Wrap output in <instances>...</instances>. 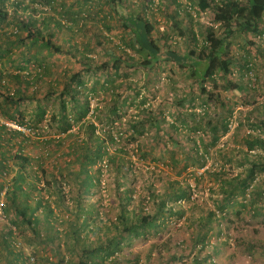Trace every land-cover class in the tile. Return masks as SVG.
Returning <instances> with one entry per match:
<instances>
[{
	"label": "trees",
	"instance_id": "16d2710c",
	"mask_svg": "<svg viewBox=\"0 0 264 264\" xmlns=\"http://www.w3.org/2000/svg\"><path fill=\"white\" fill-rule=\"evenodd\" d=\"M25 1L0 0V192L6 190L7 203L2 211L7 216L11 211L16 225L27 223L33 231L30 203L33 182L28 179H32L33 158L23 151L29 138L24 132L2 123L3 120L13 122L21 127L29 126V129L33 125V119L26 123L27 113L21 109L26 102H33V73L24 72L25 64H33V6L32 17L20 18L17 28L12 25L18 18L16 8L17 11L27 10L26 7L33 4V0H28L29 4ZM9 4L14 7L11 15ZM34 5H40L39 8L34 6V13H39L38 16L34 14V49L44 50L45 55L72 59L75 63V68L63 70L58 79L45 82V77L52 76L51 66L45 55L42 58L34 54V124L46 113L44 101L54 98L57 109L52 111L49 121L58 132L66 134L65 138L74 137L69 131L76 127L79 133L83 132L81 139L71 140L69 152L62 153L64 157L53 158L63 147L60 139L45 156L34 157V165L45 173V161H52L60 174H65L78 190L77 217L84 219L82 225L70 223L73 238L62 245L58 230L54 228L58 219L54 218L53 208L38 199L35 202L36 241L51 251L55 264H119L111 258L121 250L124 241L152 232L160 233L166 228L168 219L184 218L187 210L183 204L202 208L203 203L194 200L193 195L206 181L212 206L204 209L206 203L197 217L188 220L192 246L197 253L186 264H214L213 255L221 253L222 246L227 243L220 241L212 246L211 239L220 236L221 225L229 221L230 214L240 215L247 211L254 217L264 218V103L259 104L247 92L254 85L247 86L253 80L249 75L257 79L255 57L249 47L264 60V0H34ZM55 12L57 14L53 15ZM193 12L206 14L209 24L199 21ZM114 15L118 16L115 23ZM160 17L165 23L157 21ZM114 30L123 33L119 48L110 40ZM79 32L90 34L82 52L65 40L58 42V33L76 35ZM126 47L139 59L126 54ZM94 48L103 52L105 58L100 63L88 58ZM164 64L173 65L188 84L181 89L177 81L168 76L164 85L168 93L162 103L169 110L143 108L148 98L156 96L155 85L159 78L154 75L152 80V71ZM139 67L144 68L141 86L144 94L134 105L131 94L139 95V88L129 79L128 71ZM98 76L102 82L98 83L96 78L87 87L88 81ZM97 91L109 94V100L102 109H90L88 96ZM127 101L135 106L136 113L127 120L123 118L125 132H130V139L135 142L140 137L147 139L144 145L137 144L138 161L159 162L153 150H166V165L176 173V177H164L161 189H157L151 181L156 172L151 171L144 186L145 195L137 203L130 189L121 191L128 172L132 171L136 178L132 154L126 147L110 150L121 133L101 130L94 122L106 119L113 124L119 121L123 108L128 106ZM239 101L243 106L253 105L244 122L238 123L235 139L239 147L219 149L216 155L224 160V165L197 174L206 166L221 138L229 133ZM245 125L250 130L239 135L238 131ZM11 162L15 174L7 185L4 178L12 172L9 171ZM104 162L115 173L121 208L112 226L105 228L107 232L101 227L99 241L91 244L88 237L83 241L79 235L78 227L85 229L92 216L82 200L93 193L99 182L100 168L97 171L93 168ZM226 164L236 168V174L225 170ZM189 169L193 170L192 183L186 178L179 180ZM57 188L61 193V188ZM60 193L59 199H62ZM131 202L136 204L128 208ZM147 205L153 209L147 210ZM38 211L42 218L37 216ZM111 230L115 233L112 237L107 234ZM7 234L9 237L11 230L3 233L4 239ZM3 241L8 249L12 247L7 239ZM238 243L251 254L258 251L264 255L262 242L246 239ZM208 245L212 246V255L202 258L201 253ZM177 255L171 256L167 263L183 259ZM47 259L51 260L52 256Z\"/></svg>",
	"mask_w": 264,
	"mask_h": 264
},
{
	"label": "rangeland",
	"instance_id": "374dc122",
	"mask_svg": "<svg viewBox=\"0 0 264 264\" xmlns=\"http://www.w3.org/2000/svg\"><path fill=\"white\" fill-rule=\"evenodd\" d=\"M13 1V0H12ZM73 2V0H68ZM185 2V0H181ZM20 2V1H18ZM25 4H29L28 0L25 1ZM43 8H49L48 5L44 6L41 4ZM32 6L26 7L27 10H21L16 12L18 18L12 21V25L16 28L17 21L20 18H27V16L32 17ZM35 8H39L40 5H34ZM8 13L11 15L14 7L7 5ZM68 7V4H67ZM105 13L109 14L110 12L105 10ZM123 13V11H121ZM31 13V14H30ZM35 16H38L39 13H34ZM57 12L53 13L56 15ZM194 14V12H193ZM198 16L197 19L201 22H205L209 24L206 14L193 15ZM113 22L118 21V16H113ZM160 17L157 21L163 23L165 20H161ZM39 20V19H36ZM65 23H70L66 22ZM165 23V22H164ZM27 34V33H26ZM87 34V35H85ZM79 32L76 35H69L68 33H58V42L64 41L68 42L71 46L76 45L79 51H83L82 46L84 44H88L89 36L87 32ZM123 33L119 30H114L110 39L116 48L121 46ZM176 39V38H175ZM68 40V41H67ZM178 40V39H177ZM180 42V40H178ZM91 43V42H90ZM251 51V55L255 57L254 63L256 65V78L254 79V75H249L251 79H253L247 86L253 85V88L247 91L251 96H253L256 102L259 104L264 103V60H262L258 55H255V51L253 48L249 47ZM126 54H129L135 60L139 59V56L132 52L129 48L126 47L124 50ZM41 56L42 58L46 56L47 64L51 66L52 76H47L44 78L45 82H51L55 79L59 78V75L62 74V71L65 69L72 70L75 68L74 60L69 58L57 56H51L50 54L45 55L44 50L34 49V54ZM45 55V56H44ZM50 55V56H49ZM88 58L92 60L93 63H100L104 60L103 52L94 48L93 52L88 54ZM26 71L25 73H33V64H25ZM6 69V68H5ZM34 68V72H35ZM160 69V70H159ZM12 72V69H9ZM130 75L129 79L135 83L139 88V95L134 96L131 94V100L134 105L138 104L140 100V96H143L142 84L144 80V68H135L133 70L128 71ZM151 79L154 80V75L158 77V84H156V96L153 98H148L145 107L151 106V108L159 107L160 109H164L166 111L169 110L168 107H164L162 103V98L166 96L168 93V88L164 85L167 83V77L172 76L175 81H177V87L181 89L184 88L188 84V81L184 79V76H180L177 71L174 69L173 65H160L158 70L155 69L152 71ZM87 78V77H85ZM98 78L97 82L101 83V77L91 78L88 81L87 87L91 86L92 81ZM258 80V81H257ZM256 81V82H255ZM13 87V84H10V88ZM9 88V89H10ZM98 88V85H97ZM7 90V89H6ZM151 90V89H150ZM182 92V91H181ZM109 94H106L102 91H97L96 94H91L89 97L90 109L97 107L96 109H102L105 107V102L109 100ZM169 97L170 94H167ZM171 97V96H170ZM127 107L123 108L122 117H120L119 121L115 120L113 124H111L106 119H102V122H95L98 128L105 129L112 134H116V132L121 133V137L117 136V144L110 148L111 151H114L116 148L126 147V149L132 154V170L136 171V178L133 177L132 171L128 172L126 175V179L124 181L123 187H121V191L131 190L133 196V201H138L142 199L145 195V184L150 178V172L155 171V176L151 181H153L155 187L157 189H161L163 185L164 177H176L175 171H172L167 167L168 157L165 154L166 150H153L154 158L158 159L159 162H153L149 160L147 163H140L138 160V155H136L137 144L141 143L144 145V142L147 139L137 138V142L132 141L130 139V132L126 133V126L124 125V119H129L135 115L136 110L135 106L130 104V101H127ZM35 107V103H34ZM44 107L46 108V113L43 119L34 124V157L40 155H46L47 150L53 148L52 145L56 143L58 140H62L61 146H63L59 153L56 156H63L62 153H68V146L73 138H77L78 140L82 138L83 132L79 133L77 131V127L70 130L69 132L73 134L74 137L65 138L66 134L59 133L55 126L49 121V117L52 111H56L57 109V100L54 98H48L44 101ZM253 108V105L243 106L241 102L236 106V112L233 117V123L231 124V128L228 134L223 136L219 141L218 146L212 150L211 157L208 160V163L203 169H200L197 174H201L206 169H219L224 165V160H222L218 155H216V151L223 148L228 147H239V141L236 142L235 133L238 127V123H243L246 119L247 112H250ZM22 111L26 112V123L30 122L33 112V102H26V104L21 108ZM200 112V109H198ZM256 116V113L253 117ZM122 118V120H121ZM90 120H93L89 116ZM167 119H169L167 117ZM5 122L4 120L2 123ZM103 126V127H102ZM21 126H19L20 129ZM29 127V126H28ZM21 127L20 130L25 133V135L29 138V144L27 147H24V152L27 155H30L33 158V125L31 128ZM250 130L248 125L242 127L238 133L239 135H244ZM123 132V133H122ZM238 140V139H237ZM239 143V144H238ZM15 149H13L14 151ZM67 160L70 157H67ZM61 161V160H60ZM10 164V174L4 178V181L7 185L11 184V179L15 174V166L13 163ZM55 164V163H54ZM100 168L97 176L99 178V182L93 190V193L85 195L82 202L84 203L85 209L91 210L92 216L89 217V221L85 229H81L79 226V235L81 236V240L85 241L86 237H88V241L92 243L98 242L99 232L98 230L102 227V231H105L107 226H112V223L116 220L119 215V210L121 208L119 203L118 189L115 183V173L113 170H110L106 163H101L94 167V171H97ZM225 170H227L230 174H236L237 169L231 167V165L226 164ZM35 202L38 199H43L47 204H49L53 208L54 218L58 219L55 223L54 228L58 230L60 242L63 245L64 242H70L73 238L72 229L70 228V223L77 224L78 222H83V217H77V208H78V190L73 186L72 182L64 175L60 174V170L54 167L52 161H45V173H43L40 169H35ZM93 171V172H94ZM193 170L189 169L187 172L183 173L178 179L182 180L186 178L192 183V178L190 174ZM32 179H29V182H33V174ZM55 180L57 181V185L55 184ZM57 186L61 188V193L58 190ZM208 183L205 181L200 188L195 189L193 199H197L199 203H203L206 207L211 208V201L209 192L207 190ZM59 193L63 197L59 199ZM31 206H33V194L31 195ZM7 203L6 200V190L0 192V264H7L8 261H11V264H33V231L32 227L27 225V223L22 224L19 222L17 225L13 222V215L10 211L8 216L4 213L3 206ZM137 203V202H136ZM135 203V204H136ZM196 203V202H195ZM135 204L130 203L128 208H133ZM185 209L187 210V214L184 218H172L168 219L166 228L163 229L160 233H149L143 237L138 239L126 240L123 242L121 250L111 258L113 261H117L119 264H170L167 263L171 256H174L176 253L178 256H183V259L174 263V264H186L190 263L195 257L197 250H195L192 246V238L190 230L188 229V220L197 217L201 212L202 208H194L192 204H183ZM147 210H152L153 206L147 205ZM237 210V207L234 208ZM37 216L42 218V213L38 211ZM227 219L229 221L222 223L221 225V234L220 236H213L211 239V245H216L220 243V241H224L227 244L222 246L221 253L218 255H213V263L214 264H264V255L262 252L255 251L252 254L245 250L242 246L239 245V241L246 239H253L255 242L264 243V218L262 217H254L252 212H243L240 215L230 214ZM82 225V224H81ZM11 230L12 234L5 239L8 240V244L10 242L11 246L8 249L3 238V233H8ZM92 232V233H89ZM107 232V231H105ZM89 233V234H88ZM110 237H112L114 231L107 233ZM252 241V240H251ZM212 246L208 245V249L201 253V257L203 258L207 254L212 255ZM52 256V259H47ZM56 259L51 253V251L47 248H44L41 244H39L35 239V264H55ZM110 262V261H109ZM103 264H109L108 262H104Z\"/></svg>",
	"mask_w": 264,
	"mask_h": 264
},
{
	"label": "built area",
	"instance_id": "2783aa9c",
	"mask_svg": "<svg viewBox=\"0 0 264 264\" xmlns=\"http://www.w3.org/2000/svg\"><path fill=\"white\" fill-rule=\"evenodd\" d=\"M7 127L11 128V129H14V130H18V131H22L19 129V125L13 123V122H3Z\"/></svg>",
	"mask_w": 264,
	"mask_h": 264
}]
</instances>
